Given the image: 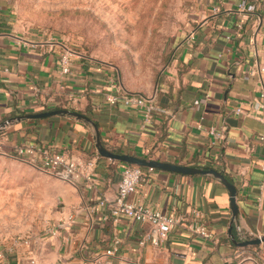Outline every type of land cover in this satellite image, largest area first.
Segmentation results:
<instances>
[{"label":"crops","instance_id":"obj_1","mask_svg":"<svg viewBox=\"0 0 264 264\" xmlns=\"http://www.w3.org/2000/svg\"><path fill=\"white\" fill-rule=\"evenodd\" d=\"M171 47L154 87L136 91L156 107L146 122L140 108L106 100L133 92L112 66L71 52L62 72L64 43L23 29L12 0H0V122L10 119L0 128V150L15 154L31 144L92 163L90 178L62 179L52 221L29 235V247L10 251V240L3 243L0 264H30V258L36 264H230L241 262L249 246L260 249L264 264V243L238 246L228 232L232 222L236 241L264 234V0H191L189 20ZM56 108L92 122L68 114L15 119ZM96 133L115 153L222 172L236 188L237 218L232 221L228 191L214 176L154 168L127 201L178 222L157 246L141 243L148 224L114 220L100 204L114 199L128 163L100 155ZM69 215L57 235L42 236ZM194 223L209 235L195 233Z\"/></svg>","mask_w":264,"mask_h":264},{"label":"rangeland","instance_id":"obj_2","mask_svg":"<svg viewBox=\"0 0 264 264\" xmlns=\"http://www.w3.org/2000/svg\"><path fill=\"white\" fill-rule=\"evenodd\" d=\"M23 29L46 33L80 57L113 67L133 92L151 90L173 39L184 31L191 0H12ZM38 163L0 150V247L15 236L42 231L51 221L63 180ZM241 262L260 264L246 247Z\"/></svg>","mask_w":264,"mask_h":264},{"label":"built area","instance_id":"obj_3","mask_svg":"<svg viewBox=\"0 0 264 264\" xmlns=\"http://www.w3.org/2000/svg\"><path fill=\"white\" fill-rule=\"evenodd\" d=\"M240 7H244L241 6ZM71 50L65 48L60 55L61 70L68 72ZM260 71L264 74V68ZM264 84V82H263ZM264 96V92H261ZM106 100L110 104H122L130 108H140L144 115V120L148 122L151 114L156 110L154 104L145 96L136 92L111 93L106 95ZM241 108L236 107L235 113H240ZM214 132L213 130H211ZM15 155L24 158L27 161L41 163L43 169L51 174L58 176L66 181L79 180L81 178H90L91 162H80L74 158L67 157L61 151L51 150L45 147H38L31 144H24L15 148ZM150 166H141L136 164H126L121 171V179L118 182L117 193L113 200H101L100 204L106 206L109 214L116 220L118 217H128L136 221L145 222L149 228L144 233L141 243L148 241L157 246L168 236V233L176 226L178 219L172 215L163 214L157 210L150 209L138 203L127 201V196L134 192L136 185L142 180L148 172L153 171ZM73 216L69 215L67 220L58 221L55 225L45 229L42 236H55L61 228H65L72 221ZM193 231L200 236H208L207 228L200 224H193ZM33 236H15L10 239L8 250H12L17 244L30 246L33 242ZM114 247L107 248L105 255L111 256ZM4 256L0 250V259ZM30 264H36L33 258L29 259ZM98 264H109L108 261H100Z\"/></svg>","mask_w":264,"mask_h":264},{"label":"water","instance_id":"obj_4","mask_svg":"<svg viewBox=\"0 0 264 264\" xmlns=\"http://www.w3.org/2000/svg\"><path fill=\"white\" fill-rule=\"evenodd\" d=\"M58 114H68L71 116H74L79 119H84L87 121L92 122L90 118L85 116L84 114L75 111V110H70L66 108H56V109H50V110H45V111H40V112H30V113H24L17 115L15 117L16 120H23V119H36V118H45L49 117L52 115H58ZM9 120L2 121L0 122V128L5 126ZM96 128V126L94 125ZM96 148L97 151L100 155L115 159V160H120L123 162H126L128 164H136V165H141V166H150L153 168H158L162 170H168V171H173V172H179V173H184V174H209L217 178L222 182V184L225 186V188L228 191L229 194V204H230V209L232 213V221L237 218L238 215V208L236 205L235 201V196H236V188L234 184H232L222 172L214 169V168H197V167H192V166H185V165H179V164H174L170 162H163V161H157L153 159H146V158H141L129 154H122V153H115L112 152L108 149H106L99 137V134L96 133ZM232 225V222H231ZM231 225L229 227V234L232 238V241L237 244L238 246H245V245H259L261 243H264V234L244 239V240H239L236 241L234 237L231 235Z\"/></svg>","mask_w":264,"mask_h":264}]
</instances>
